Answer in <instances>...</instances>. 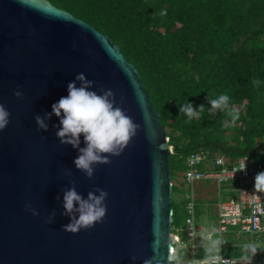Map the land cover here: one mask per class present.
<instances>
[{"label":"water","instance_id":"obj_1","mask_svg":"<svg viewBox=\"0 0 264 264\" xmlns=\"http://www.w3.org/2000/svg\"><path fill=\"white\" fill-rule=\"evenodd\" d=\"M79 73L97 82L92 90H112L140 126L91 179L73 162L78 150L56 136L59 119L53 115L47 131L35 120L67 96ZM0 104L11 114L0 131V264H133L132 256L143 264L154 254L168 264L173 145L140 72L114 39L50 0H0ZM73 184L85 199L96 187L108 193L103 222L75 234L62 230L70 222L63 190ZM154 230L164 234L155 253Z\"/></svg>","mask_w":264,"mask_h":264},{"label":"trees","instance_id":"obj_2","mask_svg":"<svg viewBox=\"0 0 264 264\" xmlns=\"http://www.w3.org/2000/svg\"><path fill=\"white\" fill-rule=\"evenodd\" d=\"M50 1L109 35L140 72L173 145V190V175L187 187L186 158L200 148L227 166L240 157L264 162V0ZM221 94L240 112L227 129L230 117L208 113L207 97ZM186 100L205 106L187 123L179 111ZM185 203L183 198L184 212ZM173 216L174 223L182 220L175 208Z\"/></svg>","mask_w":264,"mask_h":264},{"label":"clouds","instance_id":"obj_3","mask_svg":"<svg viewBox=\"0 0 264 264\" xmlns=\"http://www.w3.org/2000/svg\"><path fill=\"white\" fill-rule=\"evenodd\" d=\"M160 15H166L161 11ZM96 81L89 80L85 74L79 73L75 79L67 85V96H62L57 102L53 103L52 111L45 115L35 117L38 129L47 131V121L55 115L59 119L56 136L61 144L71 145L78 150V155L74 159L76 168L82 171L87 178L91 179L95 173V166L98 164L110 163L109 156H119L126 146L129 145L133 137L136 136L139 125L127 115L126 111L116 103L115 94L112 90H106L103 86L99 87V92L92 90ZM254 86H259V80L252 81ZM79 85V86H78ZM16 97H22L21 91H15ZM210 108L208 113L214 116L218 111L230 117L231 123L224 121L225 129L234 127L239 120L240 112L230 104V97L221 94L216 98L207 97ZM123 101L121 100V104ZM190 122L194 118H200L205 111L204 105L194 107L187 100L179 108ZM10 112L0 104V131L4 130L9 124ZM81 137H83L84 147H80ZM246 161L243 166L235 171H245ZM234 173V174H235ZM70 174V173H69ZM255 193H264V172H259L254 177ZM108 193L96 187L90 191L85 199L82 197L73 184L72 187L63 190V215L70 217V222L62 226V230L69 233H78L81 230H88L97 223H102L107 212L106 199ZM25 209L32 214L39 213L31 204H26ZM55 213L46 221L51 223ZM159 239L154 242V253L157 248L163 246L164 234L162 231L156 233ZM204 238L208 243L204 246L205 259L200 264H237L236 261H229L221 255L222 245L226 243L221 238H213L212 234L206 233ZM169 248L171 245L164 241ZM242 255L239 257L240 264H252L258 250L262 251L255 242H247L241 246ZM133 264L137 260L132 256ZM181 257L178 253L169 252L167 256L168 264H180ZM143 264H162L154 254L151 258L144 259Z\"/></svg>","mask_w":264,"mask_h":264},{"label":"built area","instance_id":"obj_4","mask_svg":"<svg viewBox=\"0 0 264 264\" xmlns=\"http://www.w3.org/2000/svg\"><path fill=\"white\" fill-rule=\"evenodd\" d=\"M245 161L246 170L235 173ZM205 163L210 167L204 168ZM259 172H264V162L250 164L246 157H240L235 164L227 166L221 157L211 161L209 152L204 148L192 151L186 158L185 222L177 226L173 216L170 229L172 252L180 257L182 251L187 254L185 264H200L205 259L204 246L208 243L204 236L209 233L214 239L226 241L221 255L237 264H240L241 246L247 242L257 243L262 251L258 250L252 264H264V193L253 192L254 177ZM201 180L216 183L217 230H211L197 221L194 185Z\"/></svg>","mask_w":264,"mask_h":264},{"label":"rangeland","instance_id":"obj_5","mask_svg":"<svg viewBox=\"0 0 264 264\" xmlns=\"http://www.w3.org/2000/svg\"><path fill=\"white\" fill-rule=\"evenodd\" d=\"M210 164L205 163L204 168H209ZM179 179V178H178ZM175 175H173L174 183L176 184L172 194V204L176 210V214L180 213L182 220L180 222H175V225L184 224L185 220V212H184V205L181 207V202L185 197V193L187 192V187L184 186L179 187L177 184L178 180ZM196 196H197V205L198 202L201 201L199 204L201 215L197 213V221L201 224L206 225L211 230H217L219 225V212L216 203V183H212V181H205L201 180L195 183L194 185ZM224 194V191L222 192ZM182 235V234H181ZM264 247V245H263ZM188 260L187 254L181 252V260L180 264H185Z\"/></svg>","mask_w":264,"mask_h":264}]
</instances>
